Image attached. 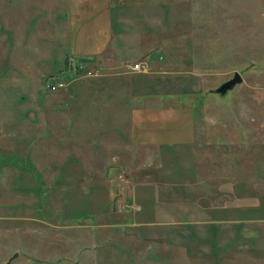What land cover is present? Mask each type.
I'll return each instance as SVG.
<instances>
[{
  "label": "rangeland",
  "instance_id": "374dc122",
  "mask_svg": "<svg viewBox=\"0 0 264 264\" xmlns=\"http://www.w3.org/2000/svg\"><path fill=\"white\" fill-rule=\"evenodd\" d=\"M138 2L126 60L147 63L132 73L150 92L194 108L198 186L151 185L163 165L192 181V154L143 163L121 93L98 124L96 79L129 69L70 58L67 0H0V264H264V0ZM54 78L65 87L51 92ZM80 131L83 153L67 144Z\"/></svg>",
  "mask_w": 264,
  "mask_h": 264
},
{
  "label": "crops",
  "instance_id": "0c3cea01",
  "mask_svg": "<svg viewBox=\"0 0 264 264\" xmlns=\"http://www.w3.org/2000/svg\"><path fill=\"white\" fill-rule=\"evenodd\" d=\"M131 1H136L138 5L134 7L125 5V2H129V0H67V10L65 13L66 32L64 38L68 39L67 44L70 58L74 61H79L78 63L81 61L88 63L96 60L100 62L99 59H104L105 61L112 62L114 67H117L116 63L118 62L121 68H126L127 65L136 62L137 60H132L131 62L126 60L128 53L135 50L128 39H132L133 35L131 34L134 31H140L139 28L133 27L132 24L135 22V16L138 19L141 17L138 12L142 10L138 7L140 4L138 1L141 0ZM150 11L149 8L146 11L143 10V12L147 13V18L150 17L148 15ZM147 46L143 45L139 47L140 52L138 53L140 54L138 58L145 54ZM144 63L147 65L146 62ZM105 66L107 69L108 66ZM145 77L147 75H136L124 68H122L120 75L106 73L104 76H99L94 86L96 98L93 101V104L101 108H95V110L99 111L96 117L103 119L98 121V124L106 122L108 114L113 112L114 109H118L120 103L118 96L121 93L120 97L123 99L122 107H125L127 111V148H136L139 151L145 150L146 153L143 161L145 160L146 162L143 163L150 164L152 158L155 161L154 163H157L160 160L159 149L163 148H171L183 153L192 154L188 156L192 161L189 167L192 171V181H185L184 184H174L175 178L173 177V172L166 169L165 165H163V167L157 166V170L160 172V184L151 185H167L170 187L179 185L184 186V188L198 186V183H196L198 175L194 167V146L196 141L194 108L182 103L170 102L168 101L169 96L166 94L150 92L149 84L145 85L141 82L145 81ZM132 78L139 80H137V83H134L131 82ZM107 82L115 83L117 86H110ZM145 89L148 92H143ZM109 92H116L117 97L114 99L115 101H108V99L104 103L102 97H106ZM64 106L70 108L71 105H69V102H65ZM65 116L73 124L72 115L66 114ZM81 116L88 119L87 115L83 112H81L79 117ZM105 117L107 119L104 120ZM81 133L84 132L80 131L76 134L78 136H73L75 139H72V136L68 138L69 142L67 144L70 145H68L70 150H72L71 147H76L80 153H83L81 148L84 145L77 143L84 141V138H79L82 135ZM100 138L95 136L91 141H97ZM67 144L63 148H66ZM88 146H90V149L96 150L91 144H86V147ZM87 160L85 159L84 162L86 163ZM87 163H90V161L88 160ZM110 164L108 163L109 166H112ZM111 180L109 177L105 179V184H103L106 188ZM100 181L103 182L101 179ZM137 182L134 181V184L136 183L135 185H138V187L151 186L150 184ZM113 194V192L108 191L107 198L112 199ZM174 194L177 195L176 193ZM131 196L132 198H138V194L133 192Z\"/></svg>",
  "mask_w": 264,
  "mask_h": 264
},
{
  "label": "built area",
  "instance_id": "2783aa9c",
  "mask_svg": "<svg viewBox=\"0 0 264 264\" xmlns=\"http://www.w3.org/2000/svg\"><path fill=\"white\" fill-rule=\"evenodd\" d=\"M126 67L131 72H140V71H145L147 68V65L144 62H135L131 65H127ZM88 74L90 75V73ZM45 86L48 91L55 92L60 89H63V87H65V83L62 82V80L54 78L53 80H49Z\"/></svg>",
  "mask_w": 264,
  "mask_h": 264
},
{
  "label": "water",
  "instance_id": "95a60500",
  "mask_svg": "<svg viewBox=\"0 0 264 264\" xmlns=\"http://www.w3.org/2000/svg\"><path fill=\"white\" fill-rule=\"evenodd\" d=\"M241 82L242 78L238 73H235L231 79L222 83L217 89L213 90V92L218 94H225L227 91L231 90L235 85L240 84Z\"/></svg>",
  "mask_w": 264,
  "mask_h": 264
}]
</instances>
